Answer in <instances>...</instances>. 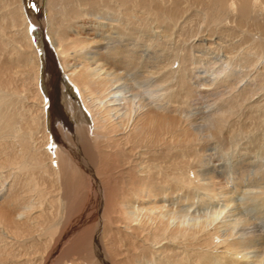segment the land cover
<instances>
[{
  "label": "bare ground",
  "instance_id": "bare-ground-1",
  "mask_svg": "<svg viewBox=\"0 0 264 264\" xmlns=\"http://www.w3.org/2000/svg\"><path fill=\"white\" fill-rule=\"evenodd\" d=\"M0 264H264V0H0Z\"/></svg>",
  "mask_w": 264,
  "mask_h": 264
},
{
  "label": "rangeland",
  "instance_id": "rangeland-1",
  "mask_svg": "<svg viewBox=\"0 0 264 264\" xmlns=\"http://www.w3.org/2000/svg\"><path fill=\"white\" fill-rule=\"evenodd\" d=\"M46 35L44 34V33H42L41 34V39H43L44 37H45ZM245 46V47H244ZM243 48L242 49H245L246 47H248V43H244L243 44V46H242ZM209 64H211L210 63V61H207L206 62V64H204V65H202V66H200V72L198 73V74H200L201 73V75H202V77L203 78H205V77H213V72H212V69H210L207 65H209ZM193 68V67H192ZM209 68V69H208ZM46 82H47V80H45V82H44V85L46 84ZM63 89V88H62ZM62 91V97H65L64 96V92H66V93H69V90H67V89H63V90H61ZM195 98V97H194ZM201 98V97H200ZM202 99V98H201ZM196 102H198V103H196ZM203 102H202V100H200L199 98L197 99V98H195V99H191L189 102H188V105H189V107H191V106H193V108H194V106H196V107H200V106H203V105H201ZM199 104V105H198ZM192 107L190 108V111H188L189 113L188 114H190V115H194V113L195 112H197L196 110H195V108L193 109ZM195 110V111H194ZM190 112H192V113H190ZM187 113V112H186ZM227 161H228V163H229V159L227 160L226 158L225 159H223L222 160V165L223 166H221V168L219 167V169H220V176L222 177V175H223V178H224V181H223V178H222V181L223 182H227V180L230 178V175L232 174L231 173V171H230V167H229V164L227 163ZM241 162H240V160H237V165L235 166V168H234V173L232 174V176H231V178L233 177L234 179L235 178H240L241 180L243 179V180H245V181H248V178H249V175H248V173H249V170L251 169L252 170V168L250 167V165L248 166L247 164H244V165H239ZM227 164V165H226ZM225 165L227 166L226 168H225ZM223 168H225V169H223ZM227 171V172H225V171ZM229 170V171H228ZM223 171V172H222ZM229 172V173H228ZM229 175H228V174ZM245 175V177H243ZM229 178H228V177ZM227 180H226V179ZM232 178V179H233ZM231 179V180H232Z\"/></svg>",
  "mask_w": 264,
  "mask_h": 264
}]
</instances>
